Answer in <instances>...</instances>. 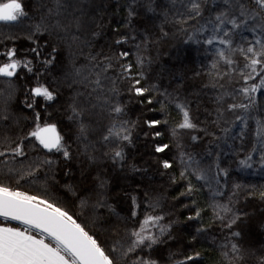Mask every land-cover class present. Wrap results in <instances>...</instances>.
<instances>
[{
	"label": "snow or ice",
	"instance_id": "1",
	"mask_svg": "<svg viewBox=\"0 0 264 264\" xmlns=\"http://www.w3.org/2000/svg\"><path fill=\"white\" fill-rule=\"evenodd\" d=\"M0 85V264H264V0H0Z\"/></svg>",
	"mask_w": 264,
	"mask_h": 264
},
{
	"label": "trees",
	"instance_id": "2",
	"mask_svg": "<svg viewBox=\"0 0 264 264\" xmlns=\"http://www.w3.org/2000/svg\"><path fill=\"white\" fill-rule=\"evenodd\" d=\"M16 45L20 48V53L21 55L24 54L23 49L27 46V42L23 41V40H18L16 42ZM11 46V45H9ZM195 66V65H193ZM23 75V73H22ZM21 87L24 85V81H18L17 82ZM197 85H199V82L197 83ZM0 87H2V85H0ZM20 98H22V93L20 94ZM57 105H53V107L51 109H49L50 111H55ZM153 107H155L156 109L160 108L159 104H155L153 105ZM175 114V112H171V116L173 117ZM130 117L132 119H136L137 116L141 115V108L138 104H136L135 102H133L130 105V113H129ZM147 115L151 116L153 115L152 113H148ZM156 118L158 119H164L165 117L159 113V111H157L155 113ZM67 122L65 121V124ZM171 124H169L168 126H164L161 125L159 126V131H161L163 133L162 137L159 139V142L161 143H171V139L169 136V128H170ZM66 130V129H65ZM137 132H139V129H137ZM153 147V145L148 144L146 145L144 143V138L141 135L140 140L137 142V153H147L148 151L151 150V148ZM163 155V154H161ZM173 156V148L172 151L168 152V157L171 158ZM137 158L139 159V155H137ZM145 159H147L148 157L145 155L144 157ZM174 173L175 175H179V167L177 166L174 169ZM42 183V178L40 180L37 181V184L32 186L29 190L30 191H36L39 187L40 184ZM154 187H156L160 193L164 194L166 196V200L164 202V210L165 211H169L170 209V205L172 204V197L176 196L178 194L179 191L182 190L181 187H169L168 184V179L167 177L164 178H160L159 176L156 177V181L155 184L153 185ZM201 199V205L203 206L204 203V196L200 197ZM177 207H179L177 205ZM188 213L185 212L183 215H181L179 217L180 221L182 222L180 225L177 226L176 229V234H178L179 236L183 237L185 240H187L188 236H187V232L190 231V229H186L185 225L183 224L184 221V217L187 215ZM210 212L208 213V215L210 216ZM175 218V217H173ZM205 220H207V216L205 217ZM179 245H173V248L178 247ZM197 250H203L205 252V258L201 261V264H216L217 260H218V253L216 251L213 250V246L211 243V237L208 238V240H205L203 243L201 244H197L196 245ZM161 255H166V251L161 250L160 251Z\"/></svg>",
	"mask_w": 264,
	"mask_h": 264
},
{
	"label": "rangeland",
	"instance_id": "3",
	"mask_svg": "<svg viewBox=\"0 0 264 264\" xmlns=\"http://www.w3.org/2000/svg\"><path fill=\"white\" fill-rule=\"evenodd\" d=\"M199 59L203 60L204 58L200 57ZM196 83H198V81ZM175 116H176V113L174 114L173 117ZM169 136H170V133H169ZM175 152H176V149L175 147H173V155L175 154ZM233 176L234 178H237L241 183L246 184V185H256L257 187L264 185V173H261L258 166L255 167L254 169H249V170L241 171V172H234ZM241 206H244L243 199L241 200ZM261 208H264V204H261L258 200H249L247 205L245 206V210L256 213V215L253 217L254 223L258 221L260 218L259 210Z\"/></svg>",
	"mask_w": 264,
	"mask_h": 264
}]
</instances>
